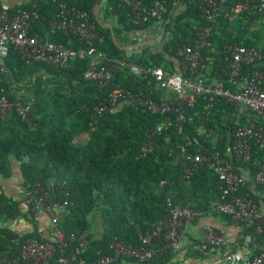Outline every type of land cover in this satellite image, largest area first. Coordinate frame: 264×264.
<instances>
[{
  "label": "trees",
  "instance_id": "obj_1",
  "mask_svg": "<svg viewBox=\"0 0 264 264\" xmlns=\"http://www.w3.org/2000/svg\"><path fill=\"white\" fill-rule=\"evenodd\" d=\"M102 1L29 0L8 10L40 14L31 25V35L40 40L73 50L87 48L88 44L73 33L55 30L51 25L60 3L66 2L86 12L88 19L95 23L104 36L99 50L105 52L109 59L125 58L145 69L164 67L170 72L179 69V46L195 39L198 29L205 24L195 2L198 0H148L149 5L161 2L165 11L161 20L154 19L141 25L133 22L132 14L122 0H105L98 11ZM220 2L221 16L212 24L219 52L217 59L223 56L226 45L260 48L262 59L245 67L243 75L258 70L264 72V43L261 44L257 36L248 35L255 18L241 15L249 24L237 33L228 32L225 30L227 25H223L227 21L225 14L232 10L237 0ZM4 9L0 5V11ZM107 22L112 24L113 31L105 26ZM156 23H160L164 30L160 43L144 45L140 48L141 53L134 57L121 48L137 45L136 33H144ZM5 63L8 72L0 77V88L12 101L25 100L19 97L20 92L32 97L31 121L34 126L17 116L0 119V177L11 179L17 171L21 185L28 191L37 182L45 186L54 182L57 188L54 197L60 203L69 201L60 214L59 228L66 235L75 234L77 237L88 232L89 244L83 253L87 261L94 262L112 255L111 244L115 238L138 245L140 236L147 235L152 225L170 215L175 205L205 215H219L232 222L217 210L222 185L215 172L203 167L197 169L190 179H185L179 146L184 136H188L194 143L193 150L203 144L211 152H220L238 174L249 172L254 175L258 172V162L264 159V147L252 141V159L246 164L236 163L228 154V147L234 140V129L238 122L243 123L247 119L236 105L226 104L220 98L208 106L206 100L196 97L193 106L187 110L182 134L174 128L157 132L155 149L143 155L141 148L147 133L155 132L164 123L165 115H154L127 104L117 112L101 115H96L94 109L103 100L110 99L116 89L144 94L156 92V81L150 75L138 77L128 69L119 70L112 82L100 86L91 79L97 65L90 58H76L67 68H60L26 61L13 47L8 48ZM214 68H219L217 77L225 87L235 89L226 75L227 69L218 60ZM256 122L264 127V121ZM201 127L215 137L216 145L212 139L205 141L199 134ZM263 188L247 181L241 195L259 202L257 195ZM27 190L24 196L15 198L7 195L0 185V259L19 255L28 239L48 241L39 232L32 207H24ZM96 217L100 222L98 233L93 230ZM19 219L33 224V230L20 234L3 224ZM242 232L241 243L249 237L251 248L257 254L264 252V231L257 234L254 227L243 225ZM73 245L69 242L70 247ZM172 254L165 252L150 262L138 264H166Z\"/></svg>",
  "mask_w": 264,
  "mask_h": 264
},
{
  "label": "built area",
  "instance_id": "obj_2",
  "mask_svg": "<svg viewBox=\"0 0 264 264\" xmlns=\"http://www.w3.org/2000/svg\"><path fill=\"white\" fill-rule=\"evenodd\" d=\"M26 1L29 0H20L18 6ZM122 1L130 10L136 25L154 19L161 20L165 11L158 1L152 5H149L148 0ZM195 2L201 10L205 24L198 29L195 39L183 42L179 46L178 56L181 61L176 72L167 71L164 67L145 69L125 58L109 59L105 52L99 50V45L104 42V36L95 23L88 19L86 12L66 2L60 3L51 25L55 30L73 33L88 44L87 48L73 50L60 44L40 40L37 36L31 35V25L39 19L40 14L25 10L10 12L5 8L0 11V77L8 72L5 59L9 47H13L26 61L60 68H67L76 58H90L97 65L91 73V79L100 86L112 82L115 73L119 70L128 69L131 74L138 77L150 75L156 81V92L144 94L116 89L110 99L103 100L94 109L96 115H101L105 112H117L127 104L154 115H165L164 123L159 125L155 132L147 133L146 142L141 148L143 155L155 149L157 132L174 128L182 134L187 110L193 106L196 97H202L208 102V106L223 98L226 104L236 105L247 118L243 123L238 122L234 129V140L228 147V154L238 164L249 163L252 159L251 142L254 141L255 145L264 147V127L258 126L256 122L264 121V89L262 88L264 72L258 70L246 75H243V72L245 67L257 64L262 59L263 53L260 48L230 44L224 47V57L217 59L219 52L214 40L212 24L221 16V2L220 0ZM243 14L264 18V0H237L232 10L225 14L227 21L223 25L229 26L230 23L243 19L241 17ZM139 34L140 32H137L136 36L138 37ZM137 45L134 46L138 47ZM206 54L210 55L206 56ZM216 60L227 69L226 75L235 89L226 88L218 79L219 68H214ZM32 111V100L12 101L5 95L4 89L0 88V119L6 120L17 116L34 126L31 121ZM241 118L242 116L239 115V119ZM198 132L205 141L212 139L213 144L216 145L215 137L208 133L207 129L201 127ZM193 145V141L188 136H184L179 146V154L184 162V178L190 179L199 168L212 169L222 185L221 199L217 204L218 212L229 217L241 230L243 225H248L254 227L257 234H262L264 210L260 205L261 202L264 203V188L257 195L259 202H255L249 196H242L241 189L247 181H252L259 188L264 187V159L258 162V172L254 175H250L249 172L240 175L222 158L220 152H211L203 144H199L197 149L193 150ZM26 190L27 188L21 187L23 196ZM56 190L54 182H50L47 186L37 182L29 191L27 190L24 203V207H32L34 218L41 213L48 215L51 227L48 241L39 238L28 239L21 247L19 255L2 258L0 264H113L120 259L146 263L162 253L181 251L185 228L195 219L204 216L197 210L175 205L170 215L164 216L158 223L152 225V230L147 235L140 236L138 245L127 244L115 238L111 244L112 255L89 262L83 257L89 244L88 232L77 237L75 234L66 235L59 228L60 214L69 201L60 203L54 197ZM65 195L67 196L68 193L66 192ZM204 240L216 247L224 246L226 243L225 238L213 230L207 232ZM69 242L74 245L70 247ZM219 264H264V252L257 254L254 249L247 251L236 245L235 248L224 251Z\"/></svg>",
  "mask_w": 264,
  "mask_h": 264
},
{
  "label": "crops",
  "instance_id": "obj_3",
  "mask_svg": "<svg viewBox=\"0 0 264 264\" xmlns=\"http://www.w3.org/2000/svg\"><path fill=\"white\" fill-rule=\"evenodd\" d=\"M20 0H0V5L4 8H13L19 5ZM109 22L105 23L107 26ZM249 24L248 21H243L242 18L232 22L225 28L228 32L237 33L240 29L244 30V26ZM256 27L264 29V18H255L252 20L250 32ZM162 29L160 23H156L151 29L140 33L135 37L141 42H154L159 39ZM250 36V33L248 34ZM258 38V37H257ZM259 40V38H258ZM260 42V41H259ZM138 43V44H139ZM263 44L262 42H260ZM130 56L141 53L140 48H134L129 51ZM20 98L31 100L32 97L27 93H18ZM16 170V169H15ZM0 185L7 195L15 198H20L21 193V178L20 173L15 171L14 177L4 180L0 177ZM14 187V188H13ZM261 208L264 210V203L261 202ZM34 221L38 224V229L41 235L49 239L51 235V227L49 223V217L47 214L41 213ZM5 226L13 229L14 231L24 234L33 230V224L27 222L24 219L16 221H7L3 223ZM100 222L98 218H95V224L93 230L99 232ZM209 230L215 231L217 234L223 236L226 240L224 246L216 247L205 242V235ZM243 230L228 219L219 215H205L194 220V222L185 228L184 237L182 240L183 248L181 251L172 254V258L166 264H219L221 256L227 249L235 248L239 245L242 249L252 250L251 238L247 237L243 243ZM116 264H138L132 260L120 259Z\"/></svg>",
  "mask_w": 264,
  "mask_h": 264
},
{
  "label": "water",
  "instance_id": "obj_4",
  "mask_svg": "<svg viewBox=\"0 0 264 264\" xmlns=\"http://www.w3.org/2000/svg\"><path fill=\"white\" fill-rule=\"evenodd\" d=\"M104 2H105V0H103V1L101 2L98 11H99L100 8L103 6ZM98 11H97V12H98ZM107 26L111 29V31H113V26H112V24L108 23ZM163 38H164V30H162L159 39L155 40L154 42L140 43V44H138L137 46H138V47H143L144 45H155V44L160 43V42L163 40ZM138 47H136V46H128V47H121V48L124 49L125 51H128V52H129V51H131L132 49H134V48H138Z\"/></svg>",
  "mask_w": 264,
  "mask_h": 264
},
{
  "label": "rangeland",
  "instance_id": "obj_5",
  "mask_svg": "<svg viewBox=\"0 0 264 264\" xmlns=\"http://www.w3.org/2000/svg\"><path fill=\"white\" fill-rule=\"evenodd\" d=\"M250 36H257L260 42H264V29L260 27H256L254 30L250 32ZM14 188V187H13ZM21 190V189H19ZM22 192V191H21ZM22 195V194H21Z\"/></svg>",
  "mask_w": 264,
  "mask_h": 264
}]
</instances>
